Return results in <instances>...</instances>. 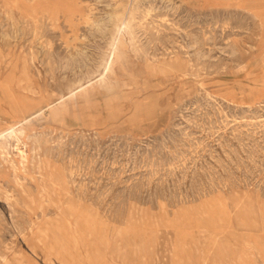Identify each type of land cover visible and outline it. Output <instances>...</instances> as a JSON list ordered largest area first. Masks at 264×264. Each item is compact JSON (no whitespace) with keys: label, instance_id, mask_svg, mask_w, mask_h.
<instances>
[{"label":"rangeland","instance_id":"1","mask_svg":"<svg viewBox=\"0 0 264 264\" xmlns=\"http://www.w3.org/2000/svg\"><path fill=\"white\" fill-rule=\"evenodd\" d=\"M0 143V264H264V0H0Z\"/></svg>","mask_w":264,"mask_h":264},{"label":"bare ground","instance_id":"2","mask_svg":"<svg viewBox=\"0 0 264 264\" xmlns=\"http://www.w3.org/2000/svg\"><path fill=\"white\" fill-rule=\"evenodd\" d=\"M179 9V8H178ZM161 12V11H160ZM157 14V13H156ZM158 24V23H157ZM156 25V24H155ZM106 26V25H105ZM245 29V28H244ZM201 30V29H200ZM34 32V31H33ZM155 33V32H154ZM141 34V33H140ZM185 34V33H184ZM29 37V36H28ZM209 37V35H208ZM146 39V37H145ZM165 39V38H164ZM175 39V38H174ZM160 43V42H159ZM233 47V46H232ZM180 48V47H179ZM217 48V47H216ZM32 49V48H31ZM170 51V50H169ZM53 53V52H52ZM210 54V53H209ZM142 57V56H141ZM185 57V56H184ZM85 59V58H84ZM73 61V60H72ZM71 61V62H72ZM54 63V62H53ZM62 63V62H61ZM77 63V62H76ZM82 63V62H81ZM44 64V63H43ZM73 66V65H72ZM58 68V67H57ZM199 68V67H198ZM63 70V69H62ZM72 79V78H71ZM19 97V96H18ZM200 109V108H199ZM24 118V117H23ZM203 119V118H202ZM228 120V119H227ZM217 121V120H216ZM259 121V120H258ZM250 124V123H249ZM198 125V124H197ZM223 126V125H222ZM225 126V125H224ZM258 128V127H257ZM12 131V130H11ZM210 132V131H209ZM11 133V132H10ZM217 136V135H216ZM13 137V136H12ZM19 134H17L16 132H14V138L16 143L14 144V147L16 149V151L19 154L20 159L23 161L25 159V151L23 149H21L20 144L21 141L19 139ZM242 137V136H241ZM4 140V139H3ZM194 143V142H193ZM1 144V143H0ZM247 144V143H246ZM247 146V145H246ZM170 148V147H169ZM6 149V148H5ZM188 150V149H187ZM254 150V149H253ZM6 152V151H5ZM54 154V153H53ZM171 154V153H170ZM3 157V156H2ZM78 157V156H77ZM177 157V156H176ZM189 159V158H188ZM252 160V159H251ZM84 163V162H83ZM76 164V163H75ZM185 167V166H184ZM39 169V168H38ZM244 169V168H242ZM151 172V171H150ZM192 176V175H191ZM254 177V176H253ZM162 178V177H161ZM236 181V180H235ZM237 182V181H236ZM101 183V182H100ZM202 184V183H201ZM127 185V184H126ZM179 185V184H178ZM206 185V184H205ZM232 185V184H231ZM225 186V185H224ZM95 187V186H94ZM229 187V186H228ZM193 189V188H192ZM197 190V189H196ZM109 193V192H108ZM175 193V192H174ZM228 200V199H227ZM114 201V200H113ZM7 205V204H6ZM125 205V204H124ZM203 205V204H202ZM217 206V205H216ZM72 207V206H71ZM203 208V207H202ZM225 209V208H224ZM199 210V208H198ZM227 211V210H226ZM250 209H246L244 211H239L238 215H240V218L243 222H247L250 219ZM188 213V212H187ZM189 214V213H188ZM191 216V215H190ZM193 216V215H192ZM209 216V215H208ZM168 218V217H167ZM183 218V217H182ZM227 219V218H226ZM222 220V219H221ZM100 221V220H99ZM187 221V220H186ZM210 221V220H209ZM202 227V226H201ZM205 227V226H204ZM60 228V227H59ZM154 233V232H153ZM203 233V232H202ZM124 243V242H123ZM77 244V243H76ZM98 253V252H97ZM93 254V253H92ZM97 255V254H96ZM153 255V254H152ZM173 256V255H172Z\"/></svg>","mask_w":264,"mask_h":264}]
</instances>
